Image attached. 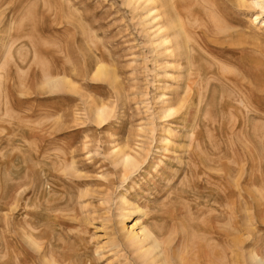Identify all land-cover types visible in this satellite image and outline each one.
<instances>
[{"label":"rangeland","instance_id":"obj_1","mask_svg":"<svg viewBox=\"0 0 264 264\" xmlns=\"http://www.w3.org/2000/svg\"><path fill=\"white\" fill-rule=\"evenodd\" d=\"M133 1L0 0V264L264 258V13Z\"/></svg>","mask_w":264,"mask_h":264},{"label":"bare ground","instance_id":"obj_2","mask_svg":"<svg viewBox=\"0 0 264 264\" xmlns=\"http://www.w3.org/2000/svg\"><path fill=\"white\" fill-rule=\"evenodd\" d=\"M129 1V3H130V0H128ZM133 1V0H132ZM135 1H137L138 3H139V1H144V3L145 4H148V3H151V1L152 0H135ZM155 1V4L157 3L156 1L157 0H154ZM134 2V1H133ZM136 2V4H138ZM135 3V2H134ZM141 3H143V2H141ZM132 4V3H131ZM136 4H135V7H136ZM145 4H142V5H144V6H147V5H145ZM153 4H154V2H153ZM250 4L254 7V8H256V9H258L261 13H264V0H250ZM133 5V4H132ZM149 5V4H148ZM152 5V4H151ZM134 6V5H133ZM139 6V5H138ZM137 6V7H138ZM133 8V7H132ZM168 9V8H167ZM141 10H142V7H141ZM150 9H148V11H149ZM170 10V9H169ZM157 13V12H156ZM156 13H154V14H156ZM169 13V12H168ZM150 14V13H149ZM148 16V15H147ZM169 16H170V14H169ZM158 17H160V16H158ZM158 17H156L155 19H156V21H157V18ZM154 19V20H155ZM159 19V18H158ZM169 19V18H168ZM174 19V18H173ZM159 21V20H158ZM160 21H161V19H160ZM253 21H257V22H260L259 20H258V16L256 15L255 17H254V19H253ZM167 22H168V20H167ZM261 23H263L264 24V20L261 22ZM169 24V23H168ZM159 27V26H158ZM165 28V27H164ZM168 27H166L165 28V30L167 29ZM157 30H159V28H156ZM171 29V28H170ZM170 29H168V30H170ZM164 30V31H165ZM172 30V29H171ZM174 30V29H173ZM175 30H176V27H175ZM163 30H161V31H158L159 33L160 32H162ZM177 32V31H176ZM157 33V32H156ZM158 33V34H159ZM164 33V32H163ZM178 33V32H177ZM178 36V35H177ZM165 38V37H164ZM169 40V39H168ZM165 41V43H169V41ZM175 41V40H174ZM164 44V43H163ZM172 44V43H171ZM96 72H95V77L97 76L98 78H102V79H104L105 78V70H104V68H102V66L101 67H98L96 70H95ZM63 82H62V79L61 78H49L48 80L46 79V84H47V86H50V87H52V88H58L59 87V85H61ZM103 113V108H96L95 109V114L99 117L100 116V118H101V115H103L102 114ZM101 119H103V118H101ZM120 155V154H119ZM135 160V159H134ZM131 161H133V159L131 160V157H129L128 155H125V153L124 154H121V157H120V163L122 164V166L123 167H126L127 165H129V164H131L132 162ZM117 162V161H116ZM246 215V214H245ZM226 227V226H225ZM143 233V232H142ZM150 234V233H149ZM149 234H143L142 235V237L139 239V238H133L134 240L132 241V243L130 244L131 246H132V250H134L135 252L137 251L138 252V258L140 257V259H141V261H143V262H145L146 264H167L166 263V260H165V258H166V256H165V258H164V251H159V244H158V242L156 241V240H154ZM128 235V234H127ZM132 235V234H131ZM140 235V234H139ZM127 237V239L126 240H128V241H131V239L128 237V236H126ZM31 241V240H30ZM32 243V242H31ZM35 245V244H34ZM130 246V247H131ZM234 247V246H233ZM39 248V247H38ZM35 249V248H34ZM167 249V248H166ZM167 251V250H166ZM186 255V254H185ZM47 261V260H46ZM50 262H52V261H50ZM49 262V264H51ZM143 262H141L142 264H143ZM192 262H194V261H191V263L190 264H198L197 262H198V260H197V262H194V263H192ZM248 264H264V258H261V257H258L257 255H255V254H250V255H248ZM47 263H48V261H47ZM46 263V264H47Z\"/></svg>","mask_w":264,"mask_h":264}]
</instances>
